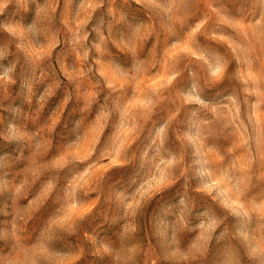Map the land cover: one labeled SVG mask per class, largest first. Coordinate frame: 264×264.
<instances>
[{
	"label": "rangeland",
	"instance_id": "obj_1",
	"mask_svg": "<svg viewBox=\"0 0 264 264\" xmlns=\"http://www.w3.org/2000/svg\"><path fill=\"white\" fill-rule=\"evenodd\" d=\"M0 264H264V0H0Z\"/></svg>",
	"mask_w": 264,
	"mask_h": 264
}]
</instances>
